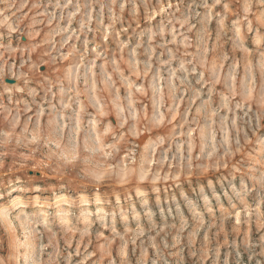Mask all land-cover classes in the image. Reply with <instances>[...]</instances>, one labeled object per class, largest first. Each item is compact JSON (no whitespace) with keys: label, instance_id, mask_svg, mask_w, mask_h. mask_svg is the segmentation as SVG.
Returning a JSON list of instances; mask_svg holds the SVG:
<instances>
[{"label":"rangeland","instance_id":"rangeland-1","mask_svg":"<svg viewBox=\"0 0 264 264\" xmlns=\"http://www.w3.org/2000/svg\"><path fill=\"white\" fill-rule=\"evenodd\" d=\"M0 264H264V0H0Z\"/></svg>","mask_w":264,"mask_h":264}]
</instances>
